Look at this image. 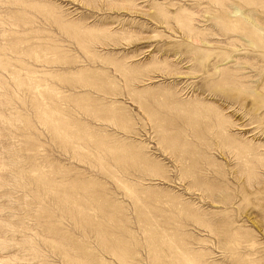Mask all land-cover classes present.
I'll list each match as a JSON object with an SVG mask.
<instances>
[{
    "label": "rangeland",
    "instance_id": "obj_1",
    "mask_svg": "<svg viewBox=\"0 0 264 264\" xmlns=\"http://www.w3.org/2000/svg\"><path fill=\"white\" fill-rule=\"evenodd\" d=\"M0 264H264V0H0Z\"/></svg>",
    "mask_w": 264,
    "mask_h": 264
}]
</instances>
